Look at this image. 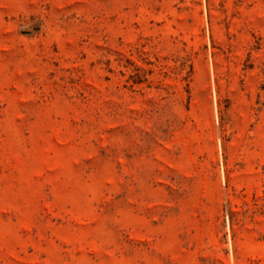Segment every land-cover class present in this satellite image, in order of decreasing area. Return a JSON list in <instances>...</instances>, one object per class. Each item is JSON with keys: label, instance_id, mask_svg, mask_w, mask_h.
Segmentation results:
<instances>
[{"label": "rangeland", "instance_id": "obj_1", "mask_svg": "<svg viewBox=\"0 0 264 264\" xmlns=\"http://www.w3.org/2000/svg\"><path fill=\"white\" fill-rule=\"evenodd\" d=\"M0 264H264V0H0Z\"/></svg>", "mask_w": 264, "mask_h": 264}]
</instances>
